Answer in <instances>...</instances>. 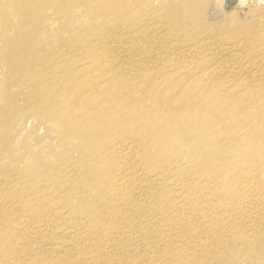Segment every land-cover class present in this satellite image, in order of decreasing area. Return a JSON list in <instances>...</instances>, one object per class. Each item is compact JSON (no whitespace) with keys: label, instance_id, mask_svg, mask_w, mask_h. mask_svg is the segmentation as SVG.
Returning a JSON list of instances; mask_svg holds the SVG:
<instances>
[{"label":"bare ground","instance_id":"bare-ground-1","mask_svg":"<svg viewBox=\"0 0 264 264\" xmlns=\"http://www.w3.org/2000/svg\"><path fill=\"white\" fill-rule=\"evenodd\" d=\"M101 1L110 2L0 0V66L17 58V71L13 63L7 69L19 86L11 92L2 83L0 114L25 102L29 117L58 130L61 143H72L79 153L76 165L56 167L52 178L46 171L45 178H35L36 195L21 190L26 174L0 175V212L6 208L10 232L0 239V264H264V234L256 231L264 228V183L248 158L256 151L245 150L257 147L264 133L261 128L258 136L257 120L250 124L253 110H243L241 120L238 98L218 88L212 102L201 97L208 80L223 78L216 69L204 78L193 74L199 80L191 88L186 85L192 78L177 75L164 83L158 71L134 81L120 70L129 39L119 28L123 2L120 13ZM196 1L202 6L210 0ZM48 3L55 8L53 18L45 14ZM77 14L91 23L75 28L85 33V43L63 38L52 46L48 19L63 28ZM35 60L40 65L24 77ZM49 60H56L47 66L56 73L51 80L43 66ZM260 122L263 127L264 115ZM223 155L230 157L224 180L196 170L200 161L207 167L228 160ZM82 167L88 177L78 172ZM243 179L247 187L240 186ZM25 213L32 221L17 225ZM15 215L23 216L14 222ZM41 224L49 231L51 251L29 241ZM19 233L33 235L27 245L15 239Z\"/></svg>","mask_w":264,"mask_h":264},{"label":"rangeland","instance_id":"rangeland-1","mask_svg":"<svg viewBox=\"0 0 264 264\" xmlns=\"http://www.w3.org/2000/svg\"><path fill=\"white\" fill-rule=\"evenodd\" d=\"M49 1L51 2V0ZM77 2L78 5H81L80 0ZM122 2L126 10L125 13L121 11ZM49 3L46 6L45 14L53 18L56 11L54 6H50ZM106 3L112 5L114 11L124 13L120 19L121 26L119 28L124 30L122 32L129 34V39L125 45L127 48L122 52L126 57L123 59L125 65L120 70L131 73L130 76L134 77V81L151 71H158L164 83H171L172 78L177 75H180L182 81L185 77L192 78V81L186 85V88H191L196 86V81L199 80L195 75L192 76L193 74L204 78L209 69H216V72L221 73L223 78L208 80L206 83H209L208 86L198 90L201 97L212 102L214 88L222 90L220 94L231 95L233 99L236 96L238 100H234L242 108L239 118L241 120L244 118L243 110L251 108L254 115L250 124L257 120L255 128L259 136L261 128L264 130V124L262 127L260 122V116L264 115V90H260L264 85V73L262 72L264 69V0H210L202 6H199L196 0H110ZM73 13L76 14V10ZM182 17L185 19L184 23H182ZM52 18L48 19L47 32H49L46 36V39L49 38L51 41L52 46H56L63 38H70L73 42L79 40L80 44L85 43V33L80 36L75 32V28L79 25L86 23L87 28L91 25V23L88 24V21L84 22L82 14H77L74 20L63 28H60L61 25L55 23ZM17 61V58L14 57L13 60H6L3 68L0 66V89L6 86L8 91L13 92L19 88L16 75H8L7 69L8 63H13L16 72ZM54 61L56 60H49L43 64L47 71L45 78L48 77L50 80L56 73H54V69L47 70V66L51 67ZM33 62H35L33 65L22 71L24 77L27 78L30 71H35L40 65L37 60ZM151 66H154L153 69ZM194 78L197 80L194 81ZM225 79L237 83L243 82L244 84L238 88L225 87L222 85ZM27 92L29 93L28 90ZM245 101L249 102L248 106H246ZM23 104L26 103H20V107L17 109L7 107L6 116L0 114V175L26 174L28 180L27 183L21 185V190L25 194L36 195L37 192H34L35 178L39 180L45 178V171L52 178L55 176L52 172L56 167L67 164V168H69L76 165L79 153L72 148V143L67 145L61 143L57 136L58 130L48 127L51 126L49 124L29 117L31 114L28 113L29 107L24 106L22 108ZM1 106L2 104H0ZM4 125L6 126L5 129ZM257 141L259 143L257 147L247 146L245 150L249 148L248 151H256L254 157L250 155L248 158H251L252 168L256 170L257 177L264 183V143H262L264 133L257 137ZM224 158L228 160L222 161V163L216 162L207 167H201L203 163L200 161L197 163L199 165L196 170H205V176L224 180V176L230 170L227 166L230 157L223 155L222 160ZM185 159L190 163L194 160L189 159V156H186ZM8 165L12 169L8 170L6 168ZM5 170H7L6 173ZM240 170L244 173L243 175L247 174V169L240 168ZM78 172L88 177V170H85L84 167ZM205 173L200 172L196 175L200 176ZM248 181L241 180L240 186L247 187ZM3 183L0 182V192L5 185ZM6 202L3 201V203ZM21 202L28 205L29 199L21 198ZM8 205L9 203L7 206L5 204V207ZM5 209L1 208L2 211L6 212ZM4 212H0V239L10 233L7 232L9 221L5 218L6 213ZM27 215L29 216L28 213L22 215L24 219L22 216L15 215L14 222L19 221L17 217L21 218L23 221H19L17 225L20 226L22 223L21 226L23 227L25 223L32 221L29 218V221L25 219L28 217ZM34 226L36 227V225ZM39 226L38 231L34 227L36 234L34 235L35 232H33L34 236L31 235V237L36 236V238L32 239L33 237L19 233V237L15 239H19L18 241L23 243L28 241V238H31L29 241L36 239L37 244H33V248L37 249L38 247L37 250L40 251H51L53 249L50 245L52 242L47 238L49 231L44 224ZM41 227L43 228L41 229ZM40 229L45 230L46 233ZM57 231L59 232L61 229H57ZM256 231L264 234V228H259ZM37 237L40 239L39 242ZM41 238L44 242H41ZM39 243H43V245L40 246ZM19 250L23 251L22 249ZM237 262L235 263L237 264Z\"/></svg>","mask_w":264,"mask_h":264}]
</instances>
